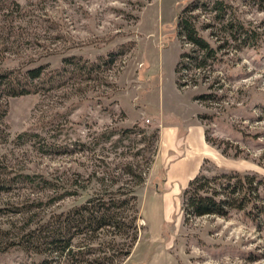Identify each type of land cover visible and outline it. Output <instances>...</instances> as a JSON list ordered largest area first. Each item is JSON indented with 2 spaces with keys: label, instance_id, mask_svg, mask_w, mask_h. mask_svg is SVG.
Returning a JSON list of instances; mask_svg holds the SVG:
<instances>
[{
  "label": "rangeland",
  "instance_id": "374dc122",
  "mask_svg": "<svg viewBox=\"0 0 264 264\" xmlns=\"http://www.w3.org/2000/svg\"><path fill=\"white\" fill-rule=\"evenodd\" d=\"M12 1L0 7V42L7 49L0 68L50 70L68 55L94 61L121 43L134 46L105 72L104 82L75 78L46 96L3 99L13 136L25 130L56 135L61 147L51 154L7 147L14 172L46 178L55 191L21 183L0 194V264L40 258L14 243L29 227L97 190L117 181L126 186L132 181L124 173L129 161L140 164L145 181L135 188L138 239L121 264H264V210L256 223L236 210L185 218L181 206L182 191L205 159L218 171L264 178V11L245 0H219L263 32L262 41L238 56L230 49L214 71L200 73L188 64L182 71L187 84L179 85L177 63L189 46L175 24L192 0ZM206 87L207 93L219 88L214 98H199ZM136 123L147 134L159 129L154 149L142 134L120 136V128ZM196 125L211 143L185 139ZM110 130V138L99 137ZM75 188L78 196L52 202Z\"/></svg>",
  "mask_w": 264,
  "mask_h": 264
},
{
  "label": "trees",
  "instance_id": "16d2710c",
  "mask_svg": "<svg viewBox=\"0 0 264 264\" xmlns=\"http://www.w3.org/2000/svg\"><path fill=\"white\" fill-rule=\"evenodd\" d=\"M245 1L259 11H264V0ZM8 2L9 0H0V7ZM10 2L13 3L12 0ZM14 4L19 6L15 1ZM235 12L232 6L220 3L219 0H192L179 13L175 24L176 34L189 46V50L180 54V61L177 63L179 85L187 84L182 81V71L188 68V64L200 73L206 69L214 71L224 61V55L230 49L238 56L237 52L256 48L262 41L263 32ZM0 28L5 31L3 25ZM133 46V41L121 43L94 61L82 56L68 55L61 59L58 68L50 70L44 65L25 69L0 68V194L11 191L21 183H42L43 188L55 191L46 178L36 180V175L17 170L14 172L7 159L10 153L5 152L8 146H29L41 154L56 153L61 147L55 141L56 135L44 136L38 131L25 130L13 136L5 122L8 109L3 99L31 93L46 96L59 88L72 86L75 78L85 83L96 80L104 82L105 72L112 69L115 62ZM6 51L5 43L0 42V63ZM208 90L210 88L206 87L205 94L199 98L212 99L219 88L207 93ZM110 132L112 131H103L99 137L110 138L113 134H109ZM137 133L142 134L151 150L155 148L159 139L158 128L148 134L137 123L131 128H120L123 139ZM205 140L211 143L207 136ZM143 158L146 164L151 163L150 159L147 161L142 156ZM208 164L209 160L205 159L198 173L182 191L181 206L184 217H225L232 210H236L244 212L258 223L264 210V178L236 171H218ZM139 165L134 161L127 164L124 173L132 181L126 186L123 183L118 184L117 181L114 183L117 184L116 187L111 185L103 190L99 189L81 204L54 212L29 227L14 244L26 253L41 257L24 264H121L138 239L136 222L139 207L135 188L145 181ZM75 185L76 182L73 186ZM78 193L75 188L51 199L52 202L59 201L65 197L78 196ZM104 231L111 234H105Z\"/></svg>",
  "mask_w": 264,
  "mask_h": 264
},
{
  "label": "crops",
  "instance_id": "0c3cea01",
  "mask_svg": "<svg viewBox=\"0 0 264 264\" xmlns=\"http://www.w3.org/2000/svg\"><path fill=\"white\" fill-rule=\"evenodd\" d=\"M191 128H195L193 130V133H192V130L190 131ZM191 137H193L194 139H196L199 143H202L203 145L207 144L205 141L203 128L200 125L189 127L187 134L185 132V139L187 138L189 141H191Z\"/></svg>",
  "mask_w": 264,
  "mask_h": 264
}]
</instances>
